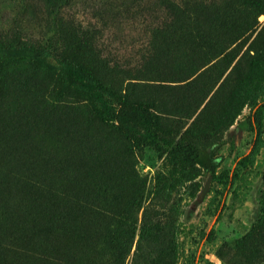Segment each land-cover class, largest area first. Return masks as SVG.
<instances>
[{
    "label": "rangeland",
    "instance_id": "1",
    "mask_svg": "<svg viewBox=\"0 0 264 264\" xmlns=\"http://www.w3.org/2000/svg\"><path fill=\"white\" fill-rule=\"evenodd\" d=\"M250 1L0 0V42L76 54L161 128L210 130L264 43ZM252 140L219 151L237 177L217 219L208 168L135 147L58 70L0 55V264H264V123L240 165Z\"/></svg>",
    "mask_w": 264,
    "mask_h": 264
},
{
    "label": "trees",
    "instance_id": "2",
    "mask_svg": "<svg viewBox=\"0 0 264 264\" xmlns=\"http://www.w3.org/2000/svg\"><path fill=\"white\" fill-rule=\"evenodd\" d=\"M251 11L258 20L264 15V2L250 1ZM258 23V22H257ZM0 55L21 56L30 58L32 62L58 70L67 87H74L88 100L97 118L115 127L138 148H150L158 156L166 157L174 162L186 161L208 168L210 174L203 186L204 198L222 185L220 201L215 209L217 219L221 218L225 208V199L231 192L237 175L231 172H217L221 164L220 149L228 142H233L244 132L252 133L253 140L250 152L239 161L245 165L260 148L264 123V43L256 49L248 70L239 78L237 87L226 104L219 123L210 130H184L174 132L161 128L156 121L154 108L149 101H133L119 94L95 76L91 68L85 65L73 53H57L50 46L34 47L22 43L0 42ZM245 109L248 113L244 114ZM159 230L142 228L140 240L153 237ZM133 238L135 234L133 233ZM203 239L212 241L215 229L202 233ZM128 238V237H127ZM107 244V241H103ZM176 245V244H174ZM122 250V245L119 248ZM123 252L120 251L119 261ZM145 258L143 264H148ZM196 256H188L184 264H195ZM150 264H154L151 262Z\"/></svg>",
    "mask_w": 264,
    "mask_h": 264
}]
</instances>
